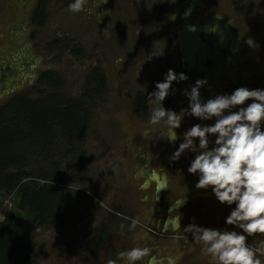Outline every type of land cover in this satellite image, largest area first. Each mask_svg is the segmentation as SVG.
I'll return each mask as SVG.
<instances>
[{"label":"rangeland","instance_id":"1","mask_svg":"<svg viewBox=\"0 0 264 264\" xmlns=\"http://www.w3.org/2000/svg\"><path fill=\"white\" fill-rule=\"evenodd\" d=\"M169 1L88 0L85 11L73 13L68 9L73 0H0V109L19 94L38 98L58 93L65 99L76 98L84 91L93 90L97 70L107 77L105 92L95 96L96 101L91 108V125L80 143L90 157L91 176L84 179L85 183L79 190L76 189L77 193L68 186L65 191L68 194L66 204L70 206L65 212L56 211L47 226L35 222L28 229L25 238L19 241V246L15 245L20 251H13L14 255L8 256L18 257L14 264H102L107 263L114 254H119L121 240L124 239L123 225L119 228L123 231L117 232L113 241L104 243L96 255L92 257L89 253L87 256L84 254L89 242L88 237L87 242L84 241V231L92 228L95 220L93 217L99 215L94 208L105 205L110 196V201L127 205L128 194L107 185L112 179L116 182V177L121 178L125 172L112 170L109 164L111 161L115 163L126 159L127 144L130 147L128 159L136 154L138 143L145 137L151 149L169 150L166 135L169 130L164 122L156 126L149 124L151 112L158 105L150 102L148 94L156 90V82H163L169 69L175 70L177 74L185 73L189 79L173 82L172 94L163 102L165 108L179 114L182 110H190L187 103L189 99L183 94L184 89H187L185 84L189 86L191 81L190 91L196 82L181 69V55L176 49V43L170 48L173 41L163 27V19L169 18L171 13ZM209 1L185 0L184 5L193 7L194 2H197L200 11L216 12L225 20H230L229 30L236 37L240 38L239 34L248 29L252 34L247 39L241 38L247 42L254 41L255 45L251 49L252 56L245 64L246 68L251 67L255 73L250 68L247 71L239 64L233 65L226 77H223V82H219L218 75L212 79L211 85H219L221 94H231L242 87V82H246L250 90L264 89V23L259 22L264 19V0ZM39 8L38 16H35ZM57 42L58 47L55 44ZM198 47L197 50H201ZM257 54L259 60L254 58ZM12 67L17 68V75L12 79L7 78L4 75ZM44 71L57 72L62 79L61 86L54 88L41 85L38 79ZM22 72L26 77L21 75ZM34 76L39 77L35 79ZM12 85L16 91H11ZM209 89L208 82L200 90L205 101L217 92L212 95L214 90L209 92ZM138 93L144 94L149 101V116L141 118L137 112L134 98ZM251 102H246L245 106ZM182 116L181 127L175 130L179 136L183 135L182 131L187 127L197 124L195 120H199L186 112ZM202 122L212 125L215 120ZM138 131L141 132L140 140L138 136L135 137ZM57 142L58 149L63 153L68 144L73 143L70 139L62 138ZM108 145L111 148L107 155L105 149ZM214 146L213 142L210 148ZM22 148H26V145ZM63 153L56 152L57 156L54 157L57 163H63ZM187 157L194 158L192 154ZM107 158L110 160L105 163ZM35 159L38 161V156ZM49 161L50 157L43 166L51 176L59 169L57 166H49ZM37 170L38 163L33 166L32 173ZM10 172L18 170L12 168ZM39 183L44 182L41 180ZM17 190L18 187L3 199L4 205L0 211L1 237L11 234L16 224L19 212L15 195ZM2 192L7 193L6 190ZM234 207L226 205L222 213L228 216ZM121 223L124 224L123 221ZM247 243L254 247L264 245V234L248 237ZM21 249L26 251L24 255H20ZM201 258L204 259L196 257L197 261H193L190 257L178 256L176 260L178 264H211L210 257H205L204 261ZM257 258L264 264V255L258 254Z\"/></svg>","mask_w":264,"mask_h":264},{"label":"flooded vegetation","instance_id":"2","mask_svg":"<svg viewBox=\"0 0 264 264\" xmlns=\"http://www.w3.org/2000/svg\"><path fill=\"white\" fill-rule=\"evenodd\" d=\"M206 1L207 3L210 2L209 0ZM184 3L185 0H171L170 15L174 14L176 19L171 20L168 17L163 19L164 30L173 41H171L170 48L172 49L173 44L176 43V49L181 55L180 67L193 80L206 79L210 83L209 92L214 90L212 95L216 91L215 95L221 94L219 85H211L212 79L219 75V82H223V77H226V73L233 65L239 64L246 68V61L252 56L251 49L255 45L254 41L250 45L242 38L247 39L252 33L245 29L246 32L239 34L242 38L236 37L229 30L231 28L230 20H225L216 12L213 14L212 12L200 11L197 2H194L196 8L194 6L186 7ZM189 9H191V12L186 15L185 13ZM203 9L205 10L204 7ZM259 22L264 23V19L262 18ZM189 25L195 26V31H200V44H205L209 48L207 53L196 50L193 67L183 61V55L178 49L179 33L185 26ZM202 56L206 57V66L203 68L199 66ZM258 56L259 54L255 55L254 58L259 60ZM13 68L15 70H12ZM249 68L252 70L251 67ZM249 68L247 67L246 70H250ZM10 69L4 76L12 79L14 75H17L15 73L17 68L12 67ZM252 72L254 71L252 70ZM22 73L21 75L26 77V74ZM34 77L37 79L39 76ZM190 83L191 81H189V86L185 84L188 90L190 89ZM15 88L12 85L11 91H14ZM187 103L189 104V102ZM195 122L204 124L201 120H195ZM192 126L187 127L186 130ZM186 130L182 132L184 133ZM150 131H152L151 128ZM143 134H146V132H143ZM166 135L168 138L169 131ZM137 136L140 140L141 132L135 135V137ZM209 138L212 143L215 141V136ZM182 142L183 135L174 143L169 142V150L164 148L156 151L149 147L145 137L142 142L138 143V152L132 157L128 159L130 147L127 144L126 159L115 163L111 161L112 163L109 166L112 170L118 171L120 169L125 173L121 178L116 177V182L112 179L107 185L113 190L128 194L127 205L122 206L123 202L110 201L111 196L109 195L110 197L106 199L105 205L94 208L99 215L93 217L95 219L94 223L96 221L95 227L93 223L90 230L84 231V241L87 237L89 238L88 248L84 253L86 256L87 253L91 254L92 257L96 255L100 247L104 246V243L108 244L113 241L116 233L124 230V239L121 240L119 253L129 251L135 247L149 250L148 254L137 264H178L176 260L178 256L190 257L193 261H197L196 257H204L205 259L209 256L202 254V245L196 244L192 234L184 230L189 224L221 231H241L239 228H234L225 223L227 216L222 213V209L226 204H221L217 200L211 188L207 190L196 188L199 175L189 173L188 168L197 153L186 150L178 161L170 160V157L178 150L179 144ZM160 146L162 147V145ZM110 148V145H108L105 149L107 155ZM196 151L199 152L201 149L197 146ZM189 154H192L194 158L187 157ZM108 160L110 159H105V163ZM133 220L138 221L135 228L132 227ZM122 221L124 224L121 223ZM122 225L123 230L119 229L122 228ZM261 238L262 235L259 239ZM100 240L104 242L100 244ZM114 255L107 263L102 262V264H108L110 260L116 261V264H125V261L118 257V253ZM204 259L201 258V261H204ZM86 261L90 260L87 259ZM183 264L185 263L183 262ZM194 264L197 263L194 262Z\"/></svg>","mask_w":264,"mask_h":264},{"label":"clouds","instance_id":"3","mask_svg":"<svg viewBox=\"0 0 264 264\" xmlns=\"http://www.w3.org/2000/svg\"><path fill=\"white\" fill-rule=\"evenodd\" d=\"M87 4L88 0H73L68 9L80 13ZM190 12L191 9L185 14ZM169 18L176 19L174 14ZM189 30L195 31V26ZM188 79L185 73L169 69L163 82H156V90L148 94L150 102L158 105L151 112L149 124L156 126L163 121L169 130L167 140L174 143L180 139L175 130L181 127L182 113L201 121L215 120L212 125L197 123L186 130L170 160L178 161L186 150L197 153L188 168L189 173L199 175L196 188H211L221 204L235 205L225 223L242 231H221L196 224H189L184 230L192 234L196 244L202 245V254L210 257L211 264H262L257 256L264 255V245L254 247L246 241L255 234H264V89L239 87L231 94H218L205 101L200 90L208 81L198 79L190 91L183 92L189 99L190 110L177 114L165 108L163 102L172 94L173 82ZM248 101L252 102L245 106ZM210 136L216 137L211 148ZM197 146L201 151H196ZM137 223L133 220L132 227ZM148 251L135 247L120 252L118 257L125 264H137ZM108 264L116 261L110 260Z\"/></svg>","mask_w":264,"mask_h":264},{"label":"trees","instance_id":"4","mask_svg":"<svg viewBox=\"0 0 264 264\" xmlns=\"http://www.w3.org/2000/svg\"><path fill=\"white\" fill-rule=\"evenodd\" d=\"M39 11L40 8L35 16ZM55 44L59 46L58 42ZM94 79L93 90L84 91L76 98L65 99L58 93L38 98L19 94L0 109V211L4 197L11 195L17 187L15 195L19 206L12 233L6 237L0 235L1 264L17 263L18 257L8 256L14 255L13 251H20L15 245L19 246L28 229L35 222L47 226L56 211L65 212L70 206L66 204L68 194L65 191L68 186L79 190L85 183L84 179L91 176V160L80 143L91 125L95 96L103 94L107 87V77L102 71L97 70ZM38 82L59 88L62 79L55 71H44ZM134 104L140 117L148 115L149 101L144 94L138 93ZM60 138L73 141L64 153L58 149L57 141ZM23 145L26 148H22ZM57 151L63 153V163L56 162L54 156H57ZM35 156H38V161ZM48 157L49 166L59 169L51 176L43 166ZM36 163L38 170L32 173ZM12 168L18 172H10ZM41 180L43 184L39 183ZM3 190L7 193L4 194ZM103 242L100 240V244ZM24 252L21 249L20 255H24Z\"/></svg>","mask_w":264,"mask_h":264},{"label":"water","instance_id":"5","mask_svg":"<svg viewBox=\"0 0 264 264\" xmlns=\"http://www.w3.org/2000/svg\"><path fill=\"white\" fill-rule=\"evenodd\" d=\"M189 26H185L184 29L179 33L178 36V49L183 55V61L187 63L190 67H193L195 64L194 53L197 50V47L202 50V52H208V46L205 44H200L199 33L200 31H190ZM192 53V54H191ZM201 68L206 66V57L202 56L201 63L199 65Z\"/></svg>","mask_w":264,"mask_h":264},{"label":"bare ground","instance_id":"6","mask_svg":"<svg viewBox=\"0 0 264 264\" xmlns=\"http://www.w3.org/2000/svg\"><path fill=\"white\" fill-rule=\"evenodd\" d=\"M241 86H242V87H246V82H242V83H241Z\"/></svg>","mask_w":264,"mask_h":264}]
</instances>
